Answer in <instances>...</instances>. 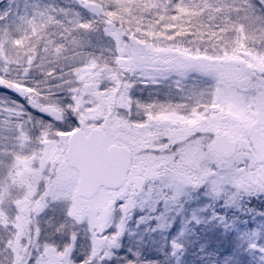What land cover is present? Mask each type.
Instances as JSON below:
<instances>
[{
	"label": "snow or ice",
	"instance_id": "snow-or-ice-1",
	"mask_svg": "<svg viewBox=\"0 0 264 264\" xmlns=\"http://www.w3.org/2000/svg\"><path fill=\"white\" fill-rule=\"evenodd\" d=\"M71 4L0 11V264H264V0Z\"/></svg>",
	"mask_w": 264,
	"mask_h": 264
},
{
	"label": "rangeland",
	"instance_id": "rangeland-1",
	"mask_svg": "<svg viewBox=\"0 0 264 264\" xmlns=\"http://www.w3.org/2000/svg\"><path fill=\"white\" fill-rule=\"evenodd\" d=\"M34 3L40 4H56L61 7H70L74 6L71 4V0H0V11L9 10L12 13V19H15L17 11H26L30 10V6ZM258 207H264L261 205H257ZM191 207V206H190ZM259 219V217H257ZM181 227L179 219L177 223L173 226L172 232L175 233ZM190 239H194V237H190ZM195 251V248H190L189 254L185 256V260L188 264H192V261H195V264H200L199 260H196L191 253Z\"/></svg>",
	"mask_w": 264,
	"mask_h": 264
}]
</instances>
